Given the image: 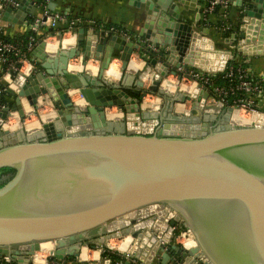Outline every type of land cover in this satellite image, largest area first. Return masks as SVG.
Masks as SVG:
<instances>
[{
  "label": "water",
  "instance_id": "1",
  "mask_svg": "<svg viewBox=\"0 0 264 264\" xmlns=\"http://www.w3.org/2000/svg\"><path fill=\"white\" fill-rule=\"evenodd\" d=\"M190 1L143 0L149 29L141 37L166 52L164 60L145 66L161 78L183 63L215 73L236 53L264 54V0H235L242 10L238 31L228 38L237 45L233 51L217 48L209 27L198 30L199 0ZM27 4L16 17L8 8L4 20L23 23L27 10H35ZM181 9H198L199 28L185 21ZM136 50L134 41L82 26L70 49H52L41 40L34 50L36 72L17 74L20 90L11 93L12 107L0 112V127L11 111L24 119L31 111L24 100L31 112L53 110L39 113L33 130L41 129L31 134L0 130V169L17 170L0 188V254L28 264L22 252L57 241L56 258L77 259L86 245L96 249L107 238L130 236L118 264H154L159 257L168 264L177 256L180 264H264V111L251 126H234L232 110L221 117L202 112L205 92L200 105L194 103V117L151 116L141 76L131 81L127 75ZM117 51L121 85L105 78ZM77 58L83 67L97 58V75L72 69ZM159 83L154 80L150 90ZM72 90L82 95L81 105L73 102ZM182 100L179 95L172 102ZM113 106L123 109L125 121L115 132L109 122L119 114L105 111ZM177 225L192 231L197 247L185 252L175 243Z\"/></svg>",
  "mask_w": 264,
  "mask_h": 264
},
{
  "label": "built area",
  "instance_id": "2",
  "mask_svg": "<svg viewBox=\"0 0 264 264\" xmlns=\"http://www.w3.org/2000/svg\"><path fill=\"white\" fill-rule=\"evenodd\" d=\"M232 1L233 0H206V3L201 7V20L206 21L207 24H209V21H211V18L218 7H220L223 10L222 12L226 15ZM25 2L28 3L27 6L29 8L35 9L33 12L27 10L28 14L23 20V23H21V25L27 28L26 35L19 37L7 35L6 30L10 27V24L3 18L6 10L11 8V16L16 17ZM54 3L56 4L57 0H0V94L5 91L11 92L13 90H15L17 94L20 90L15 84V77L17 74L24 73L26 75H31L36 72L37 57L34 54V50L37 48L41 40L48 43L49 47L53 46L52 49H56V47H58V49H70L76 45L78 30L82 25L85 24L88 25V28L95 29L94 25L96 23L94 21L90 23L80 17L69 18L66 12L56 10L55 7H53ZM62 26H65L66 28H62ZM229 29V25L223 24V30ZM100 30H104L106 34L118 35L128 41H134V44L137 45V52L139 55V50L143 43H147V47L154 51L158 50L156 43L132 35L129 31L121 27L116 28L113 26L110 29L101 28ZM66 35H72L71 41L66 39ZM51 38H54L56 42L49 41ZM229 61L222 71L225 72L223 78L228 81V86L214 84L212 82L213 76H216L218 72H207L192 65L185 63L180 64L175 68L174 73H169L166 77H163L165 80L164 83H162L164 87V90L162 91L164 93H174L173 90L177 89L176 86L173 85V79H175V84L177 81L178 84L181 85L180 91L185 97L184 100L175 102H172V100L170 101L171 98L169 99V97H167L166 107H168L178 119L194 117L192 113L194 103L198 101L199 97H204L203 93L208 92L209 96L202 109L204 114L208 112L207 108L210 106H212L214 111H210L209 115H220L222 110H232L233 116L234 112L240 114L244 112V115L242 116H245L246 119H244L242 125L251 126L253 124L252 116L259 114L260 109L258 106L264 98V74L253 73L250 68L244 66L245 61L243 60L238 62L237 65H229ZM151 69L152 68H150V70ZM154 73L155 75H158L156 72ZM158 97H160L162 101L165 99L161 94H158L157 96L148 91L145 96V101H153ZM198 103L200 105V101H198ZM164 104V102L161 103V107L157 112L162 109ZM6 108L10 107L3 103L0 98V112ZM113 108L119 110V113H117L119 116H116L115 118L123 120L124 111L122 108L113 106L107 107L106 109ZM32 113L33 112H31V114ZM14 114H16V112L11 111L7 118L3 120L0 127L1 131H6L8 130L7 128L11 127L14 122L13 120H15L13 117ZM233 116L231 123L234 126H241V122L235 121ZM175 238V243L185 252H188L192 245H194V248L197 247V244L195 245V238L192 231L184 226H176ZM85 247L88 250L93 249L90 245H86ZM56 248L57 246L44 255L38 253L41 248L32 253L22 252V255L29 259L28 264H38V258L41 259V262L43 261V264H62V261L65 258H56ZM114 248L115 246L110 245L109 239L107 238L106 243L100 245L96 249H99L103 253L111 249L113 251ZM80 258L81 255L77 257V259ZM15 261L19 264L16 259L8 261L6 255L0 254V264ZM156 262L157 261H155L154 264H158V262ZM176 264L180 263L176 262Z\"/></svg>",
  "mask_w": 264,
  "mask_h": 264
},
{
  "label": "crops",
  "instance_id": "3",
  "mask_svg": "<svg viewBox=\"0 0 264 264\" xmlns=\"http://www.w3.org/2000/svg\"><path fill=\"white\" fill-rule=\"evenodd\" d=\"M202 1L203 0L198 1V4L200 5V11L203 5ZM190 2H192V0ZM239 8L240 7L235 4V0H233L231 7L227 11L226 15L224 14V12H222L223 10L221 9L222 13L221 15L220 14L218 15L220 17H215V15H213L212 19L215 21L218 19L220 21H223V23L229 25L231 29V26H235L237 24V20L239 18L238 15L240 13ZM55 9L58 11L66 12L67 14L70 13L72 17H80L90 23L94 21V22L111 23L113 25H118L121 28L129 31L132 35H135L139 38H143L141 37L142 31H147L149 29V27L145 25L147 12H146V4L143 3V0H140L137 4L132 3L131 0H57V3L55 4ZM197 11L198 9L197 10L196 9L195 10L181 9V13L183 14V17L185 18V21L187 23L192 24L195 27L199 26V23L196 22V15L198 13ZM202 28H205V27L200 26L198 30L201 31ZM26 33H27V28L19 23H14L10 25V27L6 30V34L12 37H19L22 35H26ZM233 33L234 32H232V34ZM208 36L214 40L215 46L219 49L233 51L235 50L237 46L235 42H231L228 40L229 37H226V38L222 37L214 27L213 28L209 27ZM66 39L71 41L72 35H66ZM146 40H149V39H146ZM49 41L53 42L55 41V39L51 38L49 39ZM52 47L53 46H50V48ZM120 55H121V52L117 51L115 54V57H113L112 63L113 62L120 63V68H121L122 62L120 59ZM131 56H132V60L134 58L138 59L142 64L146 65L145 61L140 57L137 50L134 51V53ZM241 56H242V60L245 61V63L249 66V68L251 69L253 73L264 74V54L258 55V56H244L241 54ZM238 59L240 58L238 57ZM36 61L38 62L39 59H37ZM71 62L72 63L76 62L75 65L77 67L79 66L77 71L83 72L90 76L97 75L98 69L101 64V62L97 58H90L87 64L88 66L86 67H83L81 63V59L79 58L73 59L71 60ZM0 67H1V63H0ZM139 71L140 70H137V71L131 70L130 65H129L128 70H127L128 78L132 81L130 77H134L137 73H139ZM106 76L107 74L105 75V78H107ZM110 78H113V77H110ZM166 103L167 102H165V104ZM165 104L158 113L150 111V113H152L150 115L151 116L162 115L165 121L167 120L171 121L174 119L177 120L178 118L174 115H171L172 111L168 107H166ZM258 107L260 110L264 111V98L261 100ZM27 108H28V105H26V110H28ZM216 116L220 117L221 115H216ZM124 125H125V121L119 118H115L114 120H111L109 122L108 129H110L113 132L116 130H123ZM92 237H95V235H93ZM117 238H118V243H116V245L124 242L126 239H129V243L133 241V239L130 236H127V237L118 236ZM190 248L193 249L194 245L190 246ZM126 251H129V244H127L125 248H119L116 246L113 249V251L112 249L109 250V252L119 254V255H121L122 252H126ZM87 254H88L87 256H83L82 254L80 259H74L73 257L68 255L62 261V264H118L117 262L113 261L112 258L110 257H103L102 252L99 249H91L87 252ZM170 255L173 256L172 253ZM40 260L41 259L38 258L37 260L38 264H41L39 263ZM160 261H161V257H159L157 260L158 264H160L159 263ZM168 264H176V260L169 261Z\"/></svg>",
  "mask_w": 264,
  "mask_h": 264
},
{
  "label": "rangeland",
  "instance_id": "4",
  "mask_svg": "<svg viewBox=\"0 0 264 264\" xmlns=\"http://www.w3.org/2000/svg\"><path fill=\"white\" fill-rule=\"evenodd\" d=\"M144 61L146 62V64H149V62H147L145 59H144ZM136 63V64H135ZM138 64V65H137ZM112 65H115V67H116V76H117V80H114L113 78H108V76H106L107 78H108V82L110 83L111 81V83H113V82H115V83H119L118 81H119V79H120V77H121V71H120V63H117V62H111V67H112ZM122 65V64H121ZM136 65V67H134ZM139 65H143V67H140ZM140 67V68H139ZM192 67V66H191ZM78 68H79V66L77 67V69L76 70H78ZM150 68H152L151 70H150ZM148 67V66H145L144 64H142L138 59H133L132 60V62L130 63V69L131 70H134V71H137V70H140L139 71V73H137L136 75H138V76H141V79H142V81L144 82V84H145V89H147L148 91H150V92H152V93H154V94H156L157 96H158V94H161V96H163V98H165L162 102H166L167 101V97H169V99H170V101L172 100V99H175V98H177L179 95H181V96H183V97H185L184 96V94L183 93H181V91H180V88H181V85L180 84H178V82L176 81V84H175V79H173V82H174V86H176V90L174 89L173 90V92L174 93H160L159 91L160 90H164V87H163V85H162V83H164V78H161L159 75H155V73L154 72H156L155 71V69H153V67ZM126 73V72H125ZM157 73V72H156ZM158 74V73H157ZM106 78V79H107ZM153 79L154 80H156V81H160V83H159V85H158V87H157V90L156 91H151L150 90V86L152 85V83H153ZM146 81V82H145ZM120 85L121 84H123L122 82H120L119 83ZM136 87L135 86H132V88H129L128 89V91L129 92H132L134 89H135ZM15 93L16 94V92H15V90H13V91H11L10 93ZM70 96L73 98V102L74 103H76V104H82V100H83V97H82V95L80 94V92L79 91H74V90H72V91H70ZM75 96V97H74ZM155 101L156 100H153V101H151V100H147L146 102H145V107L148 109V110H151V111H155L154 110V108L152 109V108H150V107H148V105L149 106H152V107H154L155 105ZM142 102H143V100H142ZM160 103H161V101H160ZM151 104V105H150ZM172 104V103H171ZM25 108H26V105H25ZM28 110H26V111H30V108H27ZM207 109H209L210 111H214V109H212V106H210V107H208ZM206 109V110H207ZM53 109H51L49 106H47V107H45V108H39V111L37 112L38 114H36V113H32L31 114V111H32V108H31V111L29 112L30 114H31V116L29 115V113L28 114H26V116L24 117V119H22L20 116H18V114L16 113L15 114V116L17 117V118H15V120H13L14 122L12 123V125H11V127H9V128H7L8 130H17V131H24V132H26V131H28L30 134L33 132V131H35V130H38V129H41V127L40 128H38V129H35V130H33V128H34V126L36 125H38V123L41 121V119L39 118V113L40 114H43V115H46V114H50V111H52ZM108 110V113H115V114H117V113H119L118 111V109L117 108H113V109H106L105 111H107ZM113 110V111H112ZM208 110V112L205 114V115H209V113H210V111ZM228 111L226 110V111H221L220 112V115L221 116H223V115H225L226 113H227ZM155 113H158L157 112V110L155 111ZM236 113H234V115H235ZM171 115H174V113L173 112H171ZM237 115H240V113H238ZM236 115V119L237 120H239L240 119V116H237ZM241 115H244V112H242L241 113ZM30 116V117H29ZM220 116V117H221ZM233 116V113L231 114V117ZM249 116V115H248ZM115 117L116 116H113V120L115 119ZM202 117V116H201ZM243 117H245V116H243ZM253 117V116H252ZM184 118V117H183ZM234 118V119H235ZM25 120H26V122H25ZM17 122V123H16ZM28 128H27V127ZM241 126H246V125H242V122H241ZM115 132V131H114ZM93 235H95V231H93V232H90V236L92 237ZM118 243V238L116 237V238H110L109 239V244L110 245H113V246H115V244L116 243ZM120 242V241H119ZM127 244H129L128 242H125V243H120V244H118V245H116L117 247H119V248H125L126 246H127ZM50 245H54V244H47V245H43V246H50ZM55 245H57V244H55ZM115 246V247H116Z\"/></svg>",
  "mask_w": 264,
  "mask_h": 264
},
{
  "label": "trees",
  "instance_id": "5",
  "mask_svg": "<svg viewBox=\"0 0 264 264\" xmlns=\"http://www.w3.org/2000/svg\"><path fill=\"white\" fill-rule=\"evenodd\" d=\"M202 2H203V4H205L206 0H203ZM230 7H229V9H230ZM239 10L241 12L242 8L240 7ZM221 13H222L221 12V8L218 7L216 9V11L214 12V15H215V17H220L218 15L219 14L221 15ZM240 15H241V13H239V15H238L239 18L237 20V24L235 26H231V29H229V30H223V24L224 23H223V21H220L219 19L215 21V20H213L211 18V21H209V24H207L206 21L201 20L200 21V25L203 26V27L204 26L210 27V28L214 27L217 30V32L222 37L226 38V37H230L232 32L238 31ZM67 16L69 18H72V15L70 13H68ZM95 23L96 24L94 25V27H95L96 30H100L101 28L110 29L113 26H115L116 28H120V26L113 25L111 23H101V22H95ZM82 26H85L86 28L88 27V25H85V24L82 25ZM62 28H66V27L62 26ZM157 48H158V50L154 51L151 48L147 47V43H143V44H141V47H140V50H139L140 56L143 59H145L147 62H150L153 58H157L159 60H164L166 52L164 51V49L161 46L157 45ZM238 57L240 59H238ZM241 61H242L241 54L236 53L235 59L234 60H230L229 61V65H231V64L237 65L238 62H241ZM244 66L249 68V66L246 63H244ZM186 67H188V66H186ZM224 73L225 72H218V74L216 76H213L212 82L214 84H221V85H227L228 86L229 85L228 81L223 78ZM0 98H1V101L3 103L7 104L9 107H12V105L15 102V97L12 96V94L10 92H8V91L2 92L0 94ZM16 171L17 170L14 167H3V168L0 169V188L2 186H4L6 183H8L14 177V175L16 174ZM172 254H176L175 251H172ZM102 256L103 257H110L115 262H118L119 260H122L121 255L109 252L108 250L103 252ZM181 258L182 257L179 258L177 256L176 262L180 263ZM159 263L161 264V262H159ZM4 264H18V263L15 261V262L4 263Z\"/></svg>",
  "mask_w": 264,
  "mask_h": 264
},
{
  "label": "bare ground",
  "instance_id": "6",
  "mask_svg": "<svg viewBox=\"0 0 264 264\" xmlns=\"http://www.w3.org/2000/svg\"><path fill=\"white\" fill-rule=\"evenodd\" d=\"M136 64V63H135ZM138 65V64H137ZM140 67H143V65H139ZM134 67H136V65L134 66ZM139 67V68H140ZM71 68L72 69H74V70H76L77 69V66L75 65V64H72L71 65ZM107 76L110 78V77H113V79L114 80H117V76H116V67H115V65H112V67L110 66V68H109V70L107 71ZM153 81H154V79H153ZM75 97V96H74ZM146 102V101H145ZM28 105V108H30L31 109V106H30V104L27 102V101H25L24 100V105ZM151 105V104H150ZM148 107H150V108H155V106L154 107H152V106H149L148 105ZM209 110V109H208ZM113 111V110H112ZM210 111V110H209ZM234 113H236L233 117L235 118L236 117V115L238 114V112H234ZM111 116H113L114 114L113 113H109ZM237 116H240V119L239 120H237L236 118H235V121H239V122H244V119H246L245 117H243L241 114L240 115H237ZM14 118H17L16 116H15V114H14V116H13ZM253 117H254V115H253ZM253 117H252V119H253ZM254 118H256V115H255V117ZM125 242H128L129 243V239H126L124 242H122V243H125ZM187 244H189L187 241H185ZM57 243V241H49V242H43L42 244H41V250H39L38 251V253L40 254V255H44L45 253H47V252H49V251H51L52 249H54V247L55 246H57V245H55ZM116 243V242H115ZM47 245V244H54V245H50V246H43V245ZM197 244V242L195 241V245ZM192 248V247H191ZM89 250L86 248V247H84V251H83V256H87L88 254H87V252H88ZM98 251V250H97ZM95 253V252H94ZM92 254V253H91ZM39 263H42L43 264V261L42 262H40L39 261Z\"/></svg>",
  "mask_w": 264,
  "mask_h": 264
}]
</instances>
